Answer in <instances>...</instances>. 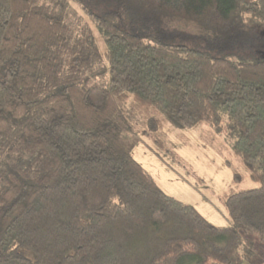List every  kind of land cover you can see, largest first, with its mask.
Instances as JSON below:
<instances>
[{
	"label": "trees",
	"instance_id": "1",
	"mask_svg": "<svg viewBox=\"0 0 264 264\" xmlns=\"http://www.w3.org/2000/svg\"><path fill=\"white\" fill-rule=\"evenodd\" d=\"M166 127L255 183L223 193L228 226L133 158H177ZM260 261L264 0H0V264Z\"/></svg>",
	"mask_w": 264,
	"mask_h": 264
},
{
	"label": "rangeland",
	"instance_id": "2",
	"mask_svg": "<svg viewBox=\"0 0 264 264\" xmlns=\"http://www.w3.org/2000/svg\"><path fill=\"white\" fill-rule=\"evenodd\" d=\"M164 134L177 158L147 137L134 146L133 158L167 194L194 206L215 226H228L230 219L223 193L253 187L255 183L246 176L235 179L236 172L245 175L243 167L219 151L215 133L204 136L196 128L166 127Z\"/></svg>",
	"mask_w": 264,
	"mask_h": 264
}]
</instances>
